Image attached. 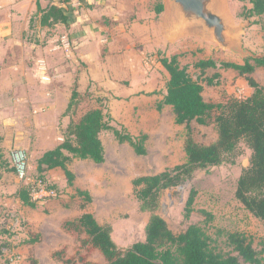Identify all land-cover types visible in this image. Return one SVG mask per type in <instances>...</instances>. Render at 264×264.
<instances>
[{"label": "rangeland", "instance_id": "374dc122", "mask_svg": "<svg viewBox=\"0 0 264 264\" xmlns=\"http://www.w3.org/2000/svg\"><path fill=\"white\" fill-rule=\"evenodd\" d=\"M247 4L244 0H219L220 13L232 31L227 32V36L230 41L239 43L240 51L221 47L211 33L193 30L162 40L160 48L141 59H129L133 54L124 49L128 53L127 64H124L123 55L104 54L97 65L99 69L93 71L95 65L71 56L63 59L67 66L57 72L52 65L54 55L48 51L50 35L59 33L56 27L41 29L33 20L31 29L24 35L26 49H21L24 56H5L0 42V116L16 118V122L9 125L0 120L3 164V167L0 165V246L5 247L0 264H30L31 257L37 258L39 264H63L52 256L59 250H65L67 258L86 255L81 243L85 236L66 233L63 228L66 221L78 218L83 212L80 205L84 200L77 195L78 190L91 194L93 200L86 211L101 224L113 227V239L120 249L126 250L145 240V227L151 215L140 209L134 180L187 161L184 149L186 127L176 124L172 108L157 110L169 80V73L161 65L160 58L182 55L181 64L189 67L195 80L201 81L207 101L250 97L254 89L236 72L208 70L207 76L222 75L221 84L211 87L204 81L201 71L195 68V64L202 60L242 64L248 57L264 54V19L242 18L240 14ZM3 31L0 26V34ZM76 47L74 45L73 53ZM40 59L46 62L51 77L49 83H43L39 77L37 66ZM109 63L116 65V69L106 71L104 65ZM89 66L92 71L88 70ZM82 71L88 74L87 84L81 87L79 104L68 114L66 109L76 85L75 76ZM254 77L264 86L262 70H257ZM14 97L21 101L13 104ZM7 99H11L12 104L7 105ZM98 108L111 115L113 126L124 127L135 137L148 135L147 155H137L129 144H121L113 133L105 132L102 134L106 152L104 163L73 159L70 163L76 176L73 187L68 185L62 170L49 172L48 183L57 187V195L37 204L36 208L25 206L15 197L24 185L12 170L11 151L16 145L26 150L30 158V175L38 177L34 159L64 142L72 119L77 121L87 111ZM192 128L196 141L201 144H210L218 138L214 126L193 122ZM242 147L244 154L236 164L225 163L200 170L192 180L163 193L158 213L175 234L198 224L224 254L233 253L226 234L234 232L246 234L257 250H263L264 221L249 213L235 197L238 179L243 169L250 165L252 153L245 145ZM192 189L198 192L195 212L186 219L185 206ZM204 210L214 216L211 223L205 222L201 213ZM38 235L39 242L26 244ZM89 261L108 264L98 251L89 255Z\"/></svg>", "mask_w": 264, "mask_h": 264}, {"label": "trees", "instance_id": "16d2710c", "mask_svg": "<svg viewBox=\"0 0 264 264\" xmlns=\"http://www.w3.org/2000/svg\"><path fill=\"white\" fill-rule=\"evenodd\" d=\"M240 16L245 20L264 19V0H244ZM164 11L162 3L156 6V13ZM42 12L41 25L52 27L56 24L68 25L69 17L57 6H51ZM182 55L161 57L160 63L169 73L164 99L158 103L157 110L164 107L172 108L177 125L186 127L187 135L184 149L187 161L173 168H167L158 174L139 177L134 180L138 190L137 197L142 212L149 213L150 219L145 227V240L122 250L113 239V227L101 224L95 216L87 212V206L92 202L88 191L78 190L84 203L80 205L82 214L63 225L66 233L85 236L81 239L86 255L67 258L65 250L55 251L53 258L63 264H99L89 261V255L95 251L102 254L108 264H264V248L259 251L253 240L240 232L227 233V244L233 248V253L224 254L216 247L213 240L198 225H190L186 231L175 234L167 221L158 213L161 207L162 195L165 191L181 186L193 179L196 172L210 167H218L225 163L236 164L244 154L242 145L251 150L250 165L243 169L235 192L236 199L254 217L264 221V86L254 77L257 70L264 72V54L248 57L242 64L234 62H217L213 59L202 60L195 64L201 71L208 86L221 84L222 75L216 73L207 76L210 69L234 71L246 79L254 93L246 99L228 98L224 102L207 101L204 97V87L201 81L195 80L188 66L181 64ZM80 93L76 85L67 112L79 104ZM112 117L102 108L92 109L84 113L79 120H71L67 128L64 142L54 149L46 151L37 161L38 177L48 183L47 174L53 170H62L68 185L74 186L76 176L70 169L73 159L91 161L95 164L105 162L106 152L102 134L111 132L121 144H129L139 156L147 155L146 144L148 135L135 137L123 127L119 129L112 125ZM202 126H214L217 140L210 144H201L194 137L192 123ZM0 165L1 163L0 156ZM15 171V169H12ZM50 189L55 185L48 183ZM17 198L27 207L36 208L37 202L32 199V188L21 187ZM198 192L190 191L185 215L191 218L195 212V202ZM206 223H211L214 216L201 211ZM38 235L26 244L39 242ZM4 246H0V256ZM79 257V259H78ZM30 264H39V260L31 257Z\"/></svg>", "mask_w": 264, "mask_h": 264}, {"label": "crops", "instance_id": "0c3cea01", "mask_svg": "<svg viewBox=\"0 0 264 264\" xmlns=\"http://www.w3.org/2000/svg\"><path fill=\"white\" fill-rule=\"evenodd\" d=\"M159 3H162L164 7L161 14L156 13V6ZM51 6L63 9L69 17L67 26L64 24L52 26L56 27L59 33L49 37L48 51L54 55L52 65L53 70L57 72L65 69L67 64L63 62V59L71 56L98 67L104 54L113 57L123 55L125 56L124 64H127L129 63L128 53L124 49L133 54L129 55V59L130 57L141 59L148 52L160 48L162 40L172 39L174 31L173 11L166 0L159 2L158 0H0V26L4 30L0 34V42L5 56L25 55V52L21 50L22 47L23 50L26 49V44L24 45L23 42L24 35L31 29L33 20L35 24L39 23L41 29L50 28L41 25L42 12H39V7L46 11ZM39 36L42 37L40 34ZM62 38L69 40L70 53H66L59 43L55 44ZM74 45L77 46L75 53H73ZM91 66L89 71L99 69L95 66L91 69ZM104 68L106 71L111 68L116 69V65L109 63L108 66L104 65ZM87 78L88 74L83 71L75 76L74 83L78 86L80 93L81 87H86ZM14 99L13 104L21 101L17 97ZM7 100V105L12 104L9 101L11 99ZM0 120H5L4 124L7 125L16 122L13 116H0ZM15 148L21 147L16 145ZM42 155L34 159L35 171H37V161Z\"/></svg>", "mask_w": 264, "mask_h": 264}, {"label": "water", "instance_id": "95a60500", "mask_svg": "<svg viewBox=\"0 0 264 264\" xmlns=\"http://www.w3.org/2000/svg\"><path fill=\"white\" fill-rule=\"evenodd\" d=\"M166 3L174 15L172 39L184 32L202 30L211 33L221 47L241 50L239 43L227 36L232 31L220 13L219 0H166Z\"/></svg>", "mask_w": 264, "mask_h": 264}, {"label": "built area", "instance_id": "2783aa9c", "mask_svg": "<svg viewBox=\"0 0 264 264\" xmlns=\"http://www.w3.org/2000/svg\"><path fill=\"white\" fill-rule=\"evenodd\" d=\"M62 46L66 53L71 52V44L66 38L59 39L55 44ZM38 71L40 79L43 83H49L51 77L48 73V68L44 60L38 61ZM11 162L15 173L20 182L25 186L32 188V199L38 204L44 203L45 200L55 197L57 195L56 189H50L48 183L40 178L31 177L30 175V158L26 150L22 148H15L11 151Z\"/></svg>", "mask_w": 264, "mask_h": 264}]
</instances>
